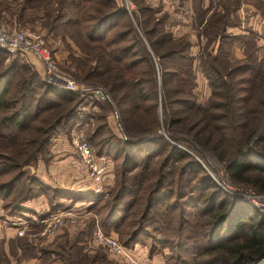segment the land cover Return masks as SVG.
<instances>
[{"label":"trees","instance_id":"trees-1","mask_svg":"<svg viewBox=\"0 0 264 264\" xmlns=\"http://www.w3.org/2000/svg\"><path fill=\"white\" fill-rule=\"evenodd\" d=\"M153 10L143 0H137L130 17L116 0H68V26H74L84 41L94 44L90 56L77 52L81 56L77 65H82L83 70L80 75L72 74L81 79L96 78L112 93L121 86L117 85L118 82L124 81L129 85L117 102L126 103L132 99L135 103L140 100L144 105L149 99L154 102L156 97L152 85L149 90L145 89L146 82L153 83V58L158 64L169 127L189 135L222 166V171L232 182L243 183L264 193V91L255 96L257 99H252L251 84L256 83L255 76L245 77L259 65L255 56L245 54V58L237 62L219 65V61L228 58L227 46L232 39L223 32L225 22L221 17L224 14L215 12L207 27H215L221 21L220 31L210 38H214L217 44L215 54L204 49L198 64L208 80L211 94L205 105H198L184 97L178 98L176 95L180 91L188 94L184 88L188 81L185 77H190L189 67L193 58L185 54L187 44L184 42L176 45L171 40L166 46L170 39L163 34L164 20L153 17ZM57 11L62 13L59 9ZM147 13L152 18L145 17ZM133 22L141 31L151 56ZM68 48L70 52H75L70 44ZM1 53L5 54L0 48ZM0 60V198L3 209L15 215L21 210L20 202L35 196L30 187L21 196L16 192L19 179L26 175L25 166L37 161L45 146L56 136L58 127L70 124L78 105H75L76 95L72 91L35 81L31 76L17 77V59L10 65ZM111 62L116 67L111 73L98 67ZM140 64L150 67L152 76L148 80L138 78ZM170 81L174 86L169 87ZM244 84L249 87H244ZM37 87L41 88L43 95L54 98H36L34 89ZM138 106L134 105L135 108ZM149 106L152 109L154 103L145 106L146 111ZM96 130H100V126ZM156 138L129 137L123 147L117 142L112 143L111 140L117 139L114 136L99 139L98 154L120 160L122 165L115 183L117 191L113 193L111 205L103 216L104 230L113 232L119 229L133 210L140 206L141 212L134 222L130 221L133 228L121 240L125 246L147 242L150 256L167 247L171 250L177 248V254L188 255L194 264H264V214L245 199L226 194L185 150L170 145L165 154L164 148L155 142ZM19 144L22 147L15 149ZM127 147L134 149L133 155L128 154ZM156 154H163V159L152 168L150 161ZM139 156L144 159L142 164L137 158ZM169 164L175 166L170 168ZM26 180L29 185L38 184L34 177ZM133 185L138 186L136 190H142L141 195H136ZM91 193L92 190H84L71 196L76 199L80 194H87L90 198L93 196L89 195ZM91 199L94 203L99 200ZM163 208L174 227V234L165 232L171 230L169 225L158 223L160 213L155 211ZM195 226L198 230L193 235L199 237L197 241L192 233L180 235L185 229ZM80 233L83 236L72 239L70 251L73 248L82 249L80 246L85 243L87 231ZM83 255L84 264H96L99 260L98 255ZM72 260L73 257L68 258L66 253L64 262L72 264ZM0 264H11L3 253H0Z\"/></svg>","mask_w":264,"mask_h":264},{"label":"rangeland","instance_id":"rangeland-1","mask_svg":"<svg viewBox=\"0 0 264 264\" xmlns=\"http://www.w3.org/2000/svg\"><path fill=\"white\" fill-rule=\"evenodd\" d=\"M116 2L126 9L124 0H116ZM130 2L136 3L137 0H130ZM151 7L154 9L152 11L153 17H160L164 20L162 27L163 34H166L170 39L166 46L169 45L168 43L171 40L176 45L184 42L187 44L185 54H190V58H193L189 67L190 77H185L188 81L184 85V88L188 94L184 95V92L180 91L176 97H184L198 105H205L211 94L208 80L201 73L198 64L204 49H207L212 55L215 54L217 44L214 38L212 40L210 38L215 37L214 34L220 31L219 25H221V21H218L215 27L212 26L207 29L208 23L215 12L224 14L221 17V20L225 22L223 32L230 35L232 39L231 44L227 46L229 49L228 58H221L222 60L219 61V65L223 63L227 64V62H237L245 58V54L254 55L259 65L257 68H254V71L251 69L245 74V77L255 76L256 83L254 85L251 84L253 86L251 98L259 96L260 91H264V0H217L215 4H212L209 0L205 4L203 0H191L190 3L182 2V7L185 10L187 9L188 13L189 10L192 13V19L189 20L190 24H187L190 26L187 31H183L184 27L178 25L180 24L178 23V19L170 17L173 11L163 8L161 3L153 4ZM58 9L64 14L58 13ZM127 12L131 17V13L128 10ZM66 14H68V0H0V23L17 25V27L27 30L32 35H39L43 38L44 49L48 51L58 70L72 78L77 84V90L74 93L76 95L75 105H78L76 116L70 124H62L57 128L55 131L56 136L45 146L37 161H33L25 166L26 175L22 179L20 178L16 185L18 196H21L27 187L32 189L35 196L22 203L20 202L21 210L16 214L14 213L15 215H11L3 209V200L0 198V253L5 254L11 264H67L64 262L66 253H68V258L73 257L72 264H84L83 253L98 255L99 260L96 264H127L125 258L113 256L103 247L93 245L90 242L96 223L100 224L103 228L105 227L102 222L103 216L111 205L113 193L117 191L115 183L118 170L122 166L120 160L115 161L111 156L98 154L100 147L99 139L102 137L114 136L117 139L111 140L112 143L117 142L118 145L123 147L125 139H129V137L139 139L156 136L155 142L164 148L165 154L170 145L181 148L189 153L193 159L197 160L203 171H206L211 178L210 174L216 176L220 183L230 184L231 186H229L233 189L247 190L249 188L256 194L264 197V193L258 192L248 185L232 182L222 171V166L206 154L189 135L179 131L176 132L169 127L165 115L166 111H164L163 87L157 68L158 64L153 58V83L149 84L146 82L147 88L145 89L149 90L152 85L156 97L154 102L151 99L144 102L145 106L154 103V107L151 109L149 106L147 111L145 110V106L141 105L140 100H136V103L132 99L126 103L117 102L119 95L128 88L129 84L124 81L118 82L117 85L121 86L119 89L116 87L118 90L112 93L96 78L88 80L73 75L72 73L81 74L83 66L77 65L79 58H81L80 54L90 56L93 53L91 48L94 44L84 41L77 31H75L74 26H68ZM145 17L152 18L151 14L149 15L148 13ZM133 23L150 54L151 51L141 31L138 29L137 24ZM68 44H70L71 50H75V52H70ZM162 47H164V44ZM4 52L5 54H0L3 64L10 65L14 62V59H17V70H15L17 77L20 75L31 76L35 81L48 83V69L34 53L28 50H17L10 54L5 50ZM77 52L80 54H77ZM98 67L108 69L109 73L116 69L113 62L106 66ZM184 68L186 69L187 67ZM149 69L148 64H140L139 70L141 74L138 78L148 80L151 75V70L149 71ZM109 73H107V76ZM261 75L262 79L260 80ZM109 76L111 77V75ZM168 85L169 87L174 86L171 81ZM244 87L249 86L244 84ZM95 89H98L101 94H96ZM34 92L37 94L36 98L43 97L48 100L54 98L52 95H43L40 87L35 88ZM136 104L140 106L135 108L134 105ZM98 126H100V130H96L97 132H95ZM172 127L174 128L175 126ZM146 128L148 129L145 131L144 129ZM80 140H85L88 143L95 157L103 159L106 172L103 175L102 191L100 190L98 195L91 193L89 195L93 196L89 198L87 194H80L75 199L71 194L96 188V185L88 179L87 171L81 164L77 154V144ZM19 141H21V137ZM21 147L22 144H19L15 146V149H20ZM127 152L133 155L134 149L127 147ZM20 157H23V155ZM162 157L163 154L155 155L154 159L150 161L152 168L162 161ZM137 158L142 164L144 161L142 156ZM173 166L175 165L169 164L170 168H173ZM220 172L223 175H220ZM28 177L37 179L35 182H38V184L29 185L26 180ZM136 187L138 186L133 185L134 192ZM141 193L142 190H136V195H141ZM231 196L245 199L241 196ZM91 198H99V200L94 203ZM246 202L248 201L246 200ZM139 208L140 206H137L133 210V213L128 216L126 222L119 229H114L113 233L120 242L127 237L129 229L133 228L131 223L134 222L133 220L141 212ZM59 209H75L76 212H84V216L78 219L76 224L66 225L59 229L53 236L40 237L38 235L18 234V228L22 221H35V219L49 216ZM163 209L155 211L160 213L159 217L161 220L158 223H160L159 225H162V223L169 225L171 230L168 229L165 232L174 234L172 231L174 227L169 223L165 213L166 209ZM42 213L44 215H40ZM154 225L158 224L154 223ZM42 226H30L25 232L27 234L37 232ZM197 230L196 226L195 228H188L183 233L181 232L180 235L185 236L192 233L191 235L197 241L199 237L193 235L197 233ZM82 231H87V236L84 235L85 243L80 246L82 249L73 248L70 251L69 245L72 239L75 236L79 237L78 235H81L80 232ZM125 247L127 251L129 248L128 246ZM172 249L167 247L161 252L156 253L162 264H194V261L188 255L179 252L183 254L180 256L176 253L179 251L177 248ZM148 255V252L143 255L147 264L149 263L147 260L149 259Z\"/></svg>","mask_w":264,"mask_h":264},{"label":"built area","instance_id":"built-area-1","mask_svg":"<svg viewBox=\"0 0 264 264\" xmlns=\"http://www.w3.org/2000/svg\"><path fill=\"white\" fill-rule=\"evenodd\" d=\"M217 0H209L215 4ZM126 9L130 12L133 9V4L130 0H124ZM0 48L7 53H14L17 50H28L34 53L42 61L48 69L47 82L54 87L75 92L77 84L72 78L63 74L58 70L56 64L51 58L50 54L44 49L43 38L39 35H32L27 30L17 27V25H9L0 23ZM96 94H101L98 89H95ZM77 154L80 158L81 164L87 171L88 179L96 185L93 189L95 195L99 194L102 188L103 175L106 172L103 159L97 158L93 155L88 143L85 140H80L77 144ZM219 173V172H218ZM221 173V172H220ZM212 176L213 182L218 185L223 191L230 195L244 197L251 205L257 207L260 212L264 214V197L256 194L252 189L247 190L233 189L230 184L220 183L216 176ZM220 175H223L222 173ZM227 181V180H226ZM230 185V186H229ZM102 191V190H101ZM84 216V212H76L71 209H59L49 216L35 221H22L18 228L19 235H33V236H53L57 231L66 225L76 224L78 219ZM98 221V220H97ZM34 225H43L37 232L25 231ZM90 242L93 245L103 247L109 254L116 257H124L126 255V247L119 241L113 232H107L104 228L97 224L94 226L93 234Z\"/></svg>","mask_w":264,"mask_h":264},{"label":"crops","instance_id":"crops-1","mask_svg":"<svg viewBox=\"0 0 264 264\" xmlns=\"http://www.w3.org/2000/svg\"><path fill=\"white\" fill-rule=\"evenodd\" d=\"M145 3L149 5L161 3L163 8L167 10L173 11L170 15L172 19H178V25L184 27L183 31H187L190 26L187 24L189 23V20L192 19L191 15V10H189V13L182 7V2L190 3L191 0H143ZM207 0H203V3L205 4ZM133 4V9L135 8V3ZM174 8V9H173ZM185 10V11H184ZM177 15V17H176ZM190 24V23H189ZM75 210V209H73ZM40 215H44L43 213ZM39 215V216H40ZM129 249L126 252V255L123 257L125 258V262L127 264H147L145 263V257H143L144 253L148 252V243L146 242H136L131 244V246L128 247ZM149 259L148 264H162L159 261V256L157 254L147 256Z\"/></svg>","mask_w":264,"mask_h":264}]
</instances>
